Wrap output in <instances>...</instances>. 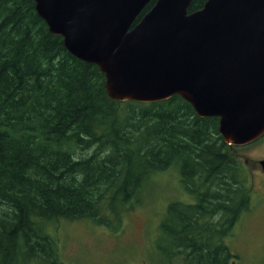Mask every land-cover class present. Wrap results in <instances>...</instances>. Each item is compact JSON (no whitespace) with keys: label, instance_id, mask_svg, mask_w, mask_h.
<instances>
[{"label":"trees","instance_id":"16d2710c","mask_svg":"<svg viewBox=\"0 0 264 264\" xmlns=\"http://www.w3.org/2000/svg\"><path fill=\"white\" fill-rule=\"evenodd\" d=\"M104 82L49 31L33 0H0V264H64L47 223L117 229L147 178L172 165L193 200L169 204L161 252L181 264H233L227 238L252 191L218 117L196 115L178 94L116 101Z\"/></svg>","mask_w":264,"mask_h":264},{"label":"water","instance_id":"95a60500","mask_svg":"<svg viewBox=\"0 0 264 264\" xmlns=\"http://www.w3.org/2000/svg\"><path fill=\"white\" fill-rule=\"evenodd\" d=\"M66 49L94 63L116 101L178 94L218 117L224 142L264 134V0H33ZM264 169V158L260 160Z\"/></svg>","mask_w":264,"mask_h":264},{"label":"rangeland","instance_id":"374dc122","mask_svg":"<svg viewBox=\"0 0 264 264\" xmlns=\"http://www.w3.org/2000/svg\"><path fill=\"white\" fill-rule=\"evenodd\" d=\"M230 146L252 191L251 209L227 238L236 257L233 264H264V174L260 164L264 158V135L254 142ZM192 200L181 184L177 166L172 165L147 178L132 207L123 213L119 228L92 219L60 218L47 223L46 229L56 239L64 264H181L179 254L167 257L161 252L168 242L161 225L170 203Z\"/></svg>","mask_w":264,"mask_h":264},{"label":"flooded vegetation","instance_id":"af4514ba","mask_svg":"<svg viewBox=\"0 0 264 264\" xmlns=\"http://www.w3.org/2000/svg\"><path fill=\"white\" fill-rule=\"evenodd\" d=\"M261 170H262V173L264 174V169L262 168ZM263 176H264V175H263ZM262 193L264 194V192H262ZM262 198H263V197H262ZM262 198H261V199H262Z\"/></svg>","mask_w":264,"mask_h":264}]
</instances>
